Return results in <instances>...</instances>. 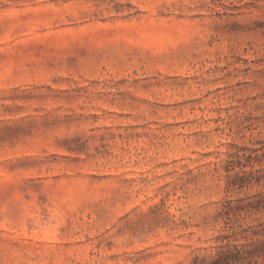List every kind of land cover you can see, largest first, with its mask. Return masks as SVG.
<instances>
[{
  "label": "rangeland",
  "instance_id": "rangeland-1",
  "mask_svg": "<svg viewBox=\"0 0 264 264\" xmlns=\"http://www.w3.org/2000/svg\"><path fill=\"white\" fill-rule=\"evenodd\" d=\"M258 192L264 0H0V264H208Z\"/></svg>",
  "mask_w": 264,
  "mask_h": 264
},
{
  "label": "trees",
  "instance_id": "trees-1",
  "mask_svg": "<svg viewBox=\"0 0 264 264\" xmlns=\"http://www.w3.org/2000/svg\"><path fill=\"white\" fill-rule=\"evenodd\" d=\"M251 168H253L252 164ZM246 176L244 172L242 175L236 174L230 183L229 190L236 189L237 192H241L242 189L248 188L251 180ZM221 215L224 216L225 225L234 237V244L219 247L208 264L264 263V194L258 192L253 198L246 197L240 201L238 207H233L232 202L227 201ZM248 219L250 222H247ZM253 222L255 224L252 225ZM239 239L246 243L239 244L237 242Z\"/></svg>",
  "mask_w": 264,
  "mask_h": 264
}]
</instances>
